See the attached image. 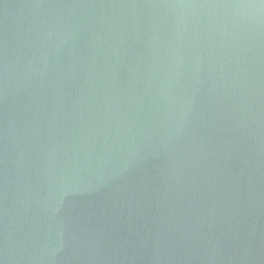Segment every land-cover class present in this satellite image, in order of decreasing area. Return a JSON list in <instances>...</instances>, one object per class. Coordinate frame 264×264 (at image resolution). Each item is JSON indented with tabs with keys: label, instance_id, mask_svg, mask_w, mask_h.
<instances>
[{
	"label": "water",
	"instance_id": "obj_1",
	"mask_svg": "<svg viewBox=\"0 0 264 264\" xmlns=\"http://www.w3.org/2000/svg\"><path fill=\"white\" fill-rule=\"evenodd\" d=\"M0 264H264V0H0Z\"/></svg>",
	"mask_w": 264,
	"mask_h": 264
}]
</instances>
